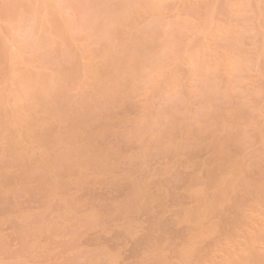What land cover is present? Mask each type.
Wrapping results in <instances>:
<instances>
[{
  "label": "clouds",
  "instance_id": "9594fccd",
  "mask_svg": "<svg viewBox=\"0 0 264 264\" xmlns=\"http://www.w3.org/2000/svg\"><path fill=\"white\" fill-rule=\"evenodd\" d=\"M0 264H264V0H0Z\"/></svg>",
  "mask_w": 264,
  "mask_h": 264
}]
</instances>
